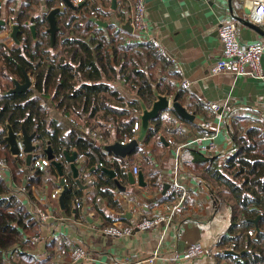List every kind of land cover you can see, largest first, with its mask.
Masks as SVG:
<instances>
[{"label":"crops","instance_id":"0c3cea01","mask_svg":"<svg viewBox=\"0 0 264 264\" xmlns=\"http://www.w3.org/2000/svg\"><path fill=\"white\" fill-rule=\"evenodd\" d=\"M27 1L0 0V19L7 22L6 25L0 26L4 27L0 28V41L10 48L19 45L11 37L12 26L17 23L15 19L18 12ZM36 1L35 9L26 24L28 27L33 24L37 29L38 17L46 16L58 3L49 8L47 0ZM85 1L89 7L95 6L99 14L97 19L107 22L106 26L115 24L123 29L125 32L121 35L125 41L150 42V39L155 38L161 43L172 60H167L154 48L165 60L161 57L162 62L159 61L156 65L148 63L147 69L152 73L150 83L154 88L153 100L156 99V90L161 94H168L172 99L176 97L195 116L188 119L175 111H162L158 118L150 121V128L135 151L126 158H120L112 152H107L104 145L113 144L115 141H129L140 135V130L134 129L137 117L143 109L139 100L141 97L137 93L126 88L124 84L117 83V88L126 101L129 104L138 101L139 106L137 108L135 104H130L127 107L133 125L124 130L119 128L118 122L109 118L89 117L87 113L83 117L76 112L66 115L57 109L54 114L49 108L51 118L61 121L69 131L78 132L99 147L104 158L111 162L112 166H106L101 160L93 163L89 155L77 148L69 152H78L77 162L83 161L80 170L81 185L75 181L70 208L66 202L64 208L60 203L61 176L57 181L50 179L38 187H29L32 196L24 192V189L21 190L22 193L19 192V196L32 213L36 214L39 209L46 208L51 213L49 222L43 226L38 225V231L32 237L35 245L33 252L39 257H51L54 264H113L115 260L124 257H148L159 247L161 253L157 264H238L232 257L234 253H228L227 247L222 244L226 238L231 239L234 236L233 231L231 232L234 218L232 203L221 207V198L226 195L216 190L210 177L202 169L196 168V165L206 156L218 157L223 164L237 153L238 136L246 137L248 129L253 126L264 129V79L235 76L229 72L213 74L211 69L224 53L223 44L219 39V25L228 19L238 22L237 17L243 20L249 18L250 14H247L246 9L251 6V1L148 0L149 27L140 37L124 26L128 22L131 23L132 0H117L116 8L113 7V0H82L80 4ZM78 8L67 7V22L73 21V18L79 15ZM252 8L253 6L251 12ZM32 17H35L33 21ZM257 25L264 32V23ZM8 29L9 33L6 32ZM238 33L244 43L264 38L262 33L242 21L238 22ZM18 38L20 39V34ZM44 50L54 53L57 48L51 46L45 47ZM262 62L264 65V57ZM183 80H187L190 85L184 86L181 83ZM152 102L143 101L149 108ZM211 103L221 105V111H215ZM220 114L221 130L214 140H199L181 149L180 181L187 187L189 195L165 237H162L160 229L138 230L122 237L105 233L103 229L106 226H126L137 218L152 216L160 210L162 202L166 200L158 191V176H162L166 184L169 183L173 176L177 148L185 142L207 135L206 123L218 121ZM48 146H51L50 141H47L45 151L39 155L47 157ZM196 151L203 154L200 159L194 155ZM26 157L27 154L25 158L18 157L23 160L27 172L23 186L29 184L32 173ZM116 162L122 167L121 172L114 165ZM5 163L6 167L0 168L1 174L7 178L9 185L18 187L13 180V169L8 162ZM63 163L66 167V182L69 184V178L74 177L65 155ZM134 166L143 174L144 185H140L138 181L134 184L130 182L128 172H134ZM102 167L115 169L121 184L127 189H118L114 179L103 171ZM97 182L101 183L100 187L96 186ZM59 188V194L53 197ZM77 200L81 202L80 207L76 206ZM128 211L131 216L122 217ZM194 242H201L213 253L209 256L180 260V255ZM51 243L56 244L54 250L48 247ZM79 245L88 250V258L81 262L73 258V251ZM239 262H242L241 258Z\"/></svg>","mask_w":264,"mask_h":264},{"label":"trees","instance_id":"16d2710c","mask_svg":"<svg viewBox=\"0 0 264 264\" xmlns=\"http://www.w3.org/2000/svg\"><path fill=\"white\" fill-rule=\"evenodd\" d=\"M62 1L47 0L49 8ZM35 3L36 0H28L22 4L15 19L21 29V44L10 48L0 41V90L6 91L11 87L4 85L3 81L12 77L23 78L25 71L35 76L34 89L30 92L0 93V160L9 163L13 169V180L18 185H9L0 172V264L55 263L51 257H39L33 252L32 237L38 231L39 219L37 213L27 208L19 192L24 189L32 196L29 187H38L50 179L57 181L60 177L58 168L51 164L42 170L32 169L29 184L23 186L27 172L23 160L11 155L4 140L6 123L9 122L16 131H21L24 125L28 133L36 132L39 153L45 151V145L50 141L55 155L77 148L89 155L93 163L101 160L106 166H112L99 147L50 117L46 99L66 115L76 112L84 117L87 113L89 117L109 118L118 122L122 130L128 129L133 121L129 119L127 107L135 104L138 108V101L129 104L117 83L124 84L143 101L151 103L154 88L150 83L152 73L147 69L148 63L156 65L162 62L160 52L155 51L150 42L125 41L121 35L125 32L123 29L115 24L100 26L93 21L92 17L99 18V14L94 5L88 6L87 1L79 4V15L71 22L66 20L68 9L58 14L60 31L53 46L57 51H46L44 48L51 47L52 43L46 16L38 17L37 38L33 37L26 24ZM41 93L46 98H41ZM236 140L237 153L223 164L218 157L206 156L196 168L210 177L216 190L227 194L221 198V207L232 203L234 218L231 232L234 236L226 238L222 244L227 247L233 243L235 251H244L241 257L232 254L238 264H264V129L253 126L248 129L246 137L240 135ZM194 155L200 159L203 154L196 151ZM114 165L119 172L123 170L117 162ZM63 171L66 177L64 163ZM75 184L70 177L65 197L68 208ZM96 186L100 187L101 183L97 182ZM258 217L259 230L254 222ZM251 229L255 231L254 236L248 233ZM55 246L51 243L48 247L54 250Z\"/></svg>","mask_w":264,"mask_h":264},{"label":"built area","instance_id":"2783aa9c","mask_svg":"<svg viewBox=\"0 0 264 264\" xmlns=\"http://www.w3.org/2000/svg\"><path fill=\"white\" fill-rule=\"evenodd\" d=\"M75 5H79L82 0H72ZM252 3V12L250 14V20L256 24L264 23V0H250ZM148 0H132L131 1V25L133 27V32L136 33L138 37L142 36L148 30L149 20H148ZM61 7V12L67 9V5L62 1L58 5ZM60 12V13H61ZM59 13V14H60ZM10 29L6 32L9 33ZM219 39L223 44L224 53L215 64L213 65L212 73L219 74L223 72H229L235 76H252L256 78L264 79V65L262 58L264 57V38L258 39L252 43H244L239 38L238 33V22L235 20L228 19L223 21L218 28ZM150 43L153 47L157 48L160 53L165 56L167 60H172L171 56L167 54L166 49L161 45V43L155 38L150 39ZM184 86H189L190 83L187 80L181 82ZM211 107L215 111L221 110V105L217 103H211ZM222 114L219 115V120L208 121L206 123L207 135L202 138L195 139L193 141H188L177 148L176 156L174 159V169L173 176L169 183L163 180L162 176H158L156 180V185L160 194L165 197V202H162L161 208L158 212L152 216H144L137 218L131 224L126 226L109 225L106 226L103 231L107 234L122 237L131 235L133 232L138 230H148V229H160L162 237H165L168 228L170 227L173 219L176 217L177 213L181 207L187 201L189 192L184 183L180 181V154L181 149L188 146L194 142L204 139L214 140L216 135L221 130ZM134 129H139V122L136 121L134 124ZM18 145L20 152L16 155L20 158H25L26 152H24L23 144L21 141V131H17ZM38 140L35 138L33 144H37ZM38 149L34 151V157L29 168L32 169H44L52 164V160L48 157H43L39 155ZM55 160L64 162V154L55 155ZM6 163L0 160V168H5ZM137 178L139 173V168L134 166L133 172ZM60 192V188L53 194V197H57ZM76 206L80 207L81 202L76 201ZM37 216L39 219V225L43 226L49 222L51 217L50 211L46 209H39L37 211ZM251 236L255 235L253 229L248 232ZM227 250H235L234 244L227 246ZM161 250L158 247L150 256L135 259L132 257H124L115 260L113 264H157L160 258ZM213 252L210 248L204 246L201 242H194L189 244L185 252L180 255V260H189L200 256H209ZM73 258L77 262L84 261L88 258L87 248L79 245L73 251Z\"/></svg>","mask_w":264,"mask_h":264},{"label":"water","instance_id":"95a60500","mask_svg":"<svg viewBox=\"0 0 264 264\" xmlns=\"http://www.w3.org/2000/svg\"><path fill=\"white\" fill-rule=\"evenodd\" d=\"M63 1L68 7H71L73 9H76L79 6V5H75L72 0H63ZM116 3H117V0H113L114 8H116ZM250 4L252 6V3ZM251 6L246 9L247 14H251ZM61 11H62L61 7L56 6V7H53L46 14V18L48 19V23H49V26L47 27V31L50 32L51 34L52 46L54 45L56 41V37L60 31V27L58 26L57 16ZM34 18L35 17H32L31 21H33ZM92 20L95 21L100 26L107 25V22L101 21L97 19V17H92ZM237 20L238 22L239 21L246 22V24H248L252 28H255L256 30H258L260 33L264 35V32L261 30V28L256 23L250 20V16L246 20H243L242 18L237 17ZM6 24H7L6 20L0 19V26L6 25ZM124 26L127 30L129 28V30L133 32V27L129 22L128 24ZM30 29L33 35L36 36L35 25L31 24ZM20 31L21 29H20L19 24L17 23L13 24L11 37L17 43L21 42V40L18 38ZM25 80L26 81L24 83H21L19 79H15L14 80L15 86L14 88L10 89L8 93H13V92H18V91L27 92L29 88L32 86L33 82L26 71H25ZM155 96H156V99L153 100L150 108L143 103V100L141 98H139V100L141 101V104L143 105L142 113L139 114L137 117L138 122H139L140 135L137 138H133L129 141H115L113 144L104 145V149L107 152H112L115 156L120 157V158H126L127 156L131 155L135 151L137 146H139L140 140L145 136V134L149 130L150 121L152 119L158 118L162 111L171 110V111H175L179 115L186 117L188 119L194 118L195 115L190 113L188 109L186 108V106H184L178 100V98L175 97L174 99H172L168 94H161L157 90L155 91ZM6 127H7V130H6V135L4 137V140L8 143L11 153L16 156L20 152V148L18 145L19 136L17 135V131L12 127V125L9 122L6 123ZM36 135H37L36 132L28 133L25 126L22 125L21 141L23 144L24 152L27 153L26 162L28 166H30L32 163V160L34 157V151H36L39 148L38 143L33 144V140L35 139ZM46 154H47V157L52 160V164H54L58 168L59 175L61 176V180L59 184L62 187V190L60 192L59 199H60L61 206L64 208L65 207V196L69 190V184L66 182V177L63 171V163L55 160V154L51 146H48L46 148ZM64 155H65L66 161L70 162L72 175L75 181L79 185H81L80 170L83 166V161L77 162L79 158V153L75 151L72 154H70L69 152L65 151ZM102 170L107 172L114 179V182L118 189L123 190V191L127 189L125 185L121 184L119 178L117 177V173L115 169L108 168V167H102ZM128 176L132 184H134L136 181H138L140 185L145 184L144 176L141 172L138 173L137 180H136L135 174H133V172L131 171L128 172ZM130 216L131 214L129 211L122 215V217H128V218ZM258 219L259 217L254 220L257 230H259ZM227 252L234 253L236 255L243 254V252L241 254V253L235 252L234 250H227Z\"/></svg>","mask_w":264,"mask_h":264},{"label":"flooded vegetation","instance_id":"af4514ba","mask_svg":"<svg viewBox=\"0 0 264 264\" xmlns=\"http://www.w3.org/2000/svg\"><path fill=\"white\" fill-rule=\"evenodd\" d=\"M30 31H31V29H29ZM32 32V31H31ZM50 33V32H49ZM33 34V33H32ZM36 36H37V31H36ZM36 36H34L33 35V37H36ZM50 36H51V34H50ZM37 38V37H36ZM52 38V37H51ZM19 45L21 44V42L20 43H18ZM55 44V43H54ZM18 45V46H19ZM51 46H52V43H51ZM54 46V45H53ZM52 46V47H53ZM28 73V75L30 76V78H31V80H32V86L29 88V90L27 91V92H30L31 90H33L34 89V84H35V76L34 75H32V73L31 72H27ZM12 79V86L10 87V88H8L7 89V91H6V93L10 90V89H12V88H14V86H15V83H14V80L15 79H19V81L21 82V83H24L26 80H25V73H24V77L22 78V77H19V78H15V77H12L11 78ZM26 91H18V92H13V93H25ZM9 94H11V93H9ZM33 96V95H32Z\"/></svg>","mask_w":264,"mask_h":264},{"label":"rangeland","instance_id":"374dc122","mask_svg":"<svg viewBox=\"0 0 264 264\" xmlns=\"http://www.w3.org/2000/svg\"><path fill=\"white\" fill-rule=\"evenodd\" d=\"M29 28H30V25H29ZM0 82H1V80H0ZM3 83H4V85H11V86H12V79H11V80H8V81H3ZM0 89H1V88H0ZM6 91H7V90H6ZM6 91H4V90H3V91L0 90V93H5ZM41 98H46V97H44V95H42V93H41ZM46 102H47L49 108L51 109V112L55 114V112H56V108H55L54 104H53L50 100H47V99H46ZM223 195H227V194L224 193ZM34 235H35V234H34ZM34 235H33V236H34Z\"/></svg>","mask_w":264,"mask_h":264}]
</instances>
